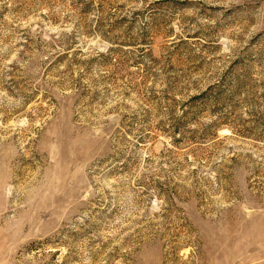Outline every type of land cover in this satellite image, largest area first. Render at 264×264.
<instances>
[{"label": "rangeland", "instance_id": "rangeland-1", "mask_svg": "<svg viewBox=\"0 0 264 264\" xmlns=\"http://www.w3.org/2000/svg\"><path fill=\"white\" fill-rule=\"evenodd\" d=\"M0 264H264V0H0Z\"/></svg>", "mask_w": 264, "mask_h": 264}]
</instances>
